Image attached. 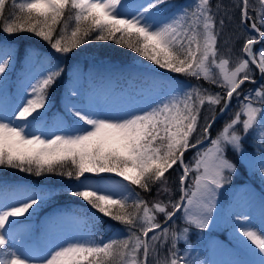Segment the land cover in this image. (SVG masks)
I'll return each mask as SVG.
<instances>
[{
  "label": "snow or ice",
  "instance_id": "obj_1",
  "mask_svg": "<svg viewBox=\"0 0 264 264\" xmlns=\"http://www.w3.org/2000/svg\"><path fill=\"white\" fill-rule=\"evenodd\" d=\"M170 6V0H0V32L7 36L30 33L61 57L92 42H110L168 73L223 90L211 92L199 84L185 89L170 78H150V87L162 99L147 108L109 117L91 103L83 108L68 103L54 120L55 130H49V93L64 68L38 49L26 52L47 67L27 82L14 105L0 111V168L74 180L78 183L70 195L95 211L83 217L77 238L29 258L12 247L16 241L13 237L10 243L9 236L21 223L16 218L27 220L55 191L14 189L11 201L0 200V264H149L150 256L154 264H199L187 250L181 254L177 242L187 241L190 227L201 232L209 228L220 190L238 171L227 153L231 150L243 163L244 141L250 135L259 141V174L264 180V83L243 93L234 118L215 138L210 136L217 109L224 114L233 98L241 97L243 85L257 83L256 73L264 80V0H232L229 6L192 0L165 15ZM234 9L240 10L237 27L244 42L243 55L230 67V59L220 55L217 45ZM218 14L222 15L217 23ZM11 59L3 50L0 79ZM69 95L78 93L73 89ZM206 140L210 146L200 149ZM191 149L197 150L194 162L186 164L185 153ZM177 168L182 170L180 195L173 200L166 173ZM192 172L193 183L187 185ZM153 186L157 196L167 194L168 200L149 205L141 193L151 192ZM181 212L180 220L187 226L177 232L170 222ZM103 217L124 226L123 231L115 229L105 239L101 225L108 230L112 225ZM237 221L234 231L251 259L236 264H264V228L258 229L246 216Z\"/></svg>",
  "mask_w": 264,
  "mask_h": 264
},
{
  "label": "rangeland",
  "instance_id": "obj_2",
  "mask_svg": "<svg viewBox=\"0 0 264 264\" xmlns=\"http://www.w3.org/2000/svg\"><path fill=\"white\" fill-rule=\"evenodd\" d=\"M192 0L185 3L191 4ZM219 3V0H216L214 2V5ZM220 3H223L226 6L231 5L232 0H222ZM235 10V17L240 18V10L238 13V9ZM13 44H16V47L8 51L10 54H12L11 64L10 66L16 62L18 59L22 60V62H27L28 66H26L27 71L32 68L33 64L35 63L36 59H30L25 54L26 52H30L31 50L29 47H27L25 50V46L29 45L28 42L24 44L23 46H20V39L15 42L12 41ZM101 48L93 49V53L95 54H101L106 52L107 46L105 43H102L100 46ZM50 49V48H49ZM24 50V51H23ZM93 54V55H95ZM135 57H129L133 58L138 61L146 62L151 64L149 61H144L141 59L138 55L134 53ZM57 59L60 61H65L66 57H61L60 54H57ZM237 60L232 64L231 67H234ZM156 68H158L155 65H151ZM47 65L41 64L39 61L35 65V68H37L39 71V75L43 73L46 69ZM125 67H119V68H108V71L106 72V75H104L98 82H95L94 80H89V89L86 92V97L83 95V101L80 105V108H83L84 105H87L91 103L96 110L99 112L100 115H105L109 117H117L120 115L125 114L129 111H139L141 109L147 108L149 105L154 104L155 102H158L160 99H162L159 94L155 91L154 96H150V92L148 90V87L150 84H146L142 79H133L135 73H128L124 72ZM107 73H110L108 76ZM8 74V71L5 75ZM173 74V73H171ZM150 75V74H149ZM33 78V76H31ZM115 78V79H114ZM8 77H5L3 82L0 84V89H6L7 92L4 97H2V100H0V111H4L6 109H9L12 105H14L18 101V97L20 94H22L21 90L27 87V82L30 79L25 80V78H21L20 75H18L16 80H7ZM120 81H126L127 85L125 87H117V84L120 83ZM204 82L203 80H196L195 78L192 79V85H197ZM82 74L79 70L74 69L69 76H67L66 79V91H64L62 95V99L65 104L72 103L75 104V101L71 99L70 97H67L66 94L70 92L71 90L78 89V86L82 84ZM204 88L209 89L211 92H222L223 90L216 87L215 85L205 83L202 85ZM80 90V89H79ZM78 90V91H79ZM11 100L9 102V97ZM9 102V103H8ZM239 104V101L234 97L231 101L230 106H235ZM229 106V107H230ZM208 107L207 104L204 105V109ZM217 114H220L217 112ZM55 118H57L55 116ZM54 121L52 124L48 125L49 130H55L53 128ZM47 134V133H46ZM217 135V134H216ZM216 135L213 137L215 138ZM248 143H252L251 141H247ZM210 146V141L204 142L199 147L200 149H204ZM250 147H245V154L246 159L243 162L244 164L251 165L252 162L258 158V155H254L255 150L252 149L251 151H247ZM196 149L191 150L188 152L185 157V163L186 164H192L194 162V156L196 155ZM227 156L230 160L235 162L236 164H243L241 163L240 159L238 158L237 154L233 153L231 150L228 151ZM195 176V172L190 173L189 178L187 179L189 182V185L193 183V178ZM168 177V176H167ZM244 178V176H241L240 174L236 173L232 176V180H235L236 182L241 181ZM119 179V178H114ZM245 179H247L245 177ZM257 185L258 190L262 191L264 189V180H258L257 179ZM169 183H167V187ZM242 188V191L240 187ZM235 186L232 184H227L223 189L220 190L218 196H217V205L213 211V218L215 219L216 228L221 229H227L231 228V232L234 231V228L237 226L238 221L237 217H249L251 224L255 227L264 228V198L262 197L260 200H255L257 193H251L248 195L246 192H244L242 185ZM15 189V188H14ZM14 189H12L11 193H7L8 195L5 197H2L3 199H8L11 201L10 197L12 198V194H14ZM66 197L72 198L73 196L70 195V193H64ZM163 194V193H162ZM160 196H157L156 191V197L157 199L164 200V194ZM170 195L176 200L178 199V194L174 193L173 189H170ZM168 200V199H167ZM164 200V201H167ZM46 200L42 202V204H46ZM151 204V203H150ZM149 204V205H150ZM37 209V208H36ZM31 211V210H30ZM36 211V210H35ZM95 210H92L88 208L87 210H83L80 212H74L70 211L69 213H65L63 215V219H59L57 221V224L55 225L60 226L63 231L60 232L59 235H56L51 239L50 243H44L42 239L37 238L35 247L33 245L24 246L26 240H24V237L27 235V228L30 227V224L32 223V220H24L22 223H18L13 234L9 236V241L11 243L13 237L15 238L16 243L12 245V247L19 250L22 254L23 251H26V254H22L25 256H28L29 258H37L40 255H42L47 249L64 243L65 241L72 240L77 238V236L80 234V232L83 230V217L90 212H94ZM36 214H33L32 217H35ZM157 217H161L162 214L157 213ZM258 216L261 217L258 218ZM24 217H19L16 219H21ZM81 218V219H80ZM212 218V219H213ZM62 222V223H61ZM214 222V221H213ZM211 221L208 229L204 230L205 232H208L211 228ZM174 228V227H173ZM175 229V228H174ZM31 230L28 232V236L31 234ZM55 232H52V234ZM7 235V233H5ZM113 235V232L109 235L104 237L105 239H108ZM28 238V237H27ZM236 239H240V237L235 236ZM166 252V251H165ZM165 252L161 251V255L165 254ZM181 253V252H180ZM194 256H190L189 258L195 259L199 262V264H209L204 256H202L198 250L195 251ZM149 264H154V258L149 257Z\"/></svg>",
  "mask_w": 264,
  "mask_h": 264
},
{
  "label": "trees",
  "instance_id": "obj_3",
  "mask_svg": "<svg viewBox=\"0 0 264 264\" xmlns=\"http://www.w3.org/2000/svg\"><path fill=\"white\" fill-rule=\"evenodd\" d=\"M220 1H222V0H219V3H220ZM10 2H11V0H9V3ZM251 2L253 4H256L257 0H251ZM249 11H250V13H252L253 9L250 8ZM232 13L234 15L233 20L226 24V26L222 32L223 36L220 40L221 43H219L217 46L221 47L219 49L221 56L235 61L238 57L242 56L241 51H239L237 49V47H239L241 45L240 39L244 40V36L240 35L241 29L237 27V25L239 24L240 18L235 17V10H233ZM238 13H239V9H238ZM6 15H7V13H5V16ZM0 27H2V24H0ZM0 36H7V35L4 34L3 32H0ZM237 36L239 38H237ZM8 37L13 38L15 40V42L20 39V44H19L20 46H22L21 45V41H22V43H24V44H26L27 42H28V44L30 42L37 43L36 46L44 47V48H42V50L50 48V46L46 42L40 40L39 38L35 37L34 35H32L30 33H19V34L8 36ZM226 41H227V43H226ZM102 43H105V45L107 46L106 52L101 53V54H97V55H100L105 59H113L114 57H117L119 59H122L125 57H135L134 53L131 52L130 50L122 48V47H118L113 43H110V42H92V43L83 45L81 48L75 49L74 52L67 55L66 60H65L64 72L68 67L70 68V67L77 66L81 59L82 60H88L91 57V55H93V49L101 48L100 46L102 45ZM14 47H16V44H14ZM229 49H230V51H229ZM50 56L53 57V52H52V55H50ZM54 58L57 59V53H55V52H54ZM140 58L144 60V58H142V57H140ZM17 72H18V69L16 66V62H14L9 67V70H8L9 78L13 79V77L17 74ZM63 75H64V73H63ZM59 83H60V79L56 82L55 85H58ZM248 84L251 85V87H250L251 89H256L259 87L258 84L256 86L252 85V83H248ZM62 89L63 88H61L56 93L49 94L48 115L52 112V110L54 108H59L61 110H64V108H63L64 105L61 107ZM210 132L212 133L211 135H214L218 131H217V129L211 128ZM190 151L191 150L187 151L185 153V155ZM237 167L239 169H242V167H239V166H237ZM181 174H182V170L178 169V168L175 170H169V173H166V176H168L169 189H173L174 193L179 194V176ZM25 176H29V177H32L35 179H43V178H49L50 180L64 179L62 177H57V176H43V177L37 178L35 176H30L27 173H21L17 170L0 168V177H2V178H0V180L2 182L5 181L4 183H11V180H13V179H15V180L17 179V181H18V180L24 178ZM141 195L147 202L149 201L152 203L153 201L157 200L156 187L153 186V189L151 192L141 193ZM163 196H164V200H167L169 198V195H167V194H164ZM171 198L174 200V198L172 196H171Z\"/></svg>",
  "mask_w": 264,
  "mask_h": 264
}]
</instances>
